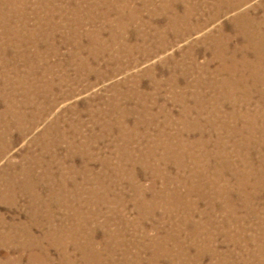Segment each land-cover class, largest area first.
<instances>
[{
	"label": "rangeland",
	"instance_id": "rangeland-1",
	"mask_svg": "<svg viewBox=\"0 0 264 264\" xmlns=\"http://www.w3.org/2000/svg\"><path fill=\"white\" fill-rule=\"evenodd\" d=\"M0 264H264V0H0Z\"/></svg>",
	"mask_w": 264,
	"mask_h": 264
},
{
	"label": "bare ground",
	"instance_id": "bare-ground-1",
	"mask_svg": "<svg viewBox=\"0 0 264 264\" xmlns=\"http://www.w3.org/2000/svg\"><path fill=\"white\" fill-rule=\"evenodd\" d=\"M68 56V55H67ZM60 147V146H59ZM45 246V245H44ZM107 262V261H106ZM164 262V261H163Z\"/></svg>",
	"mask_w": 264,
	"mask_h": 264
}]
</instances>
